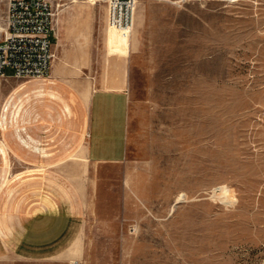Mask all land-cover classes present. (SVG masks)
<instances>
[{
    "label": "rangeland",
    "instance_id": "374dc122",
    "mask_svg": "<svg viewBox=\"0 0 264 264\" xmlns=\"http://www.w3.org/2000/svg\"><path fill=\"white\" fill-rule=\"evenodd\" d=\"M54 32L58 79L0 78L2 208L83 206L75 252L50 264H264V0H141L124 34L103 2L76 0ZM113 59L127 152L97 167L83 155L88 79Z\"/></svg>",
    "mask_w": 264,
    "mask_h": 264
},
{
    "label": "crops",
    "instance_id": "0c3cea01",
    "mask_svg": "<svg viewBox=\"0 0 264 264\" xmlns=\"http://www.w3.org/2000/svg\"><path fill=\"white\" fill-rule=\"evenodd\" d=\"M111 31L115 29L109 26ZM60 51V43L55 45ZM73 59V58H72ZM77 64L79 60L73 59ZM68 63L54 53L49 78L58 79ZM67 69V68H66ZM68 70V69H67ZM66 70V72H68ZM91 72L88 84L83 155L89 164H119L126 158L128 132V93L125 66L113 59L103 77ZM4 107L5 104L0 106ZM9 128V129H8ZM11 124L0 119V175L11 171ZM81 203L34 202L12 214L0 203V264L12 260L50 264L67 260L75 252L84 229Z\"/></svg>",
    "mask_w": 264,
    "mask_h": 264
},
{
    "label": "built area",
    "instance_id": "2783aa9c",
    "mask_svg": "<svg viewBox=\"0 0 264 264\" xmlns=\"http://www.w3.org/2000/svg\"><path fill=\"white\" fill-rule=\"evenodd\" d=\"M75 1L0 0L1 79H39L49 76L54 58L49 38L55 35L56 13L66 2ZM97 1L105 5L107 26L121 34L131 30L135 7L141 0Z\"/></svg>",
    "mask_w": 264,
    "mask_h": 264
}]
</instances>
